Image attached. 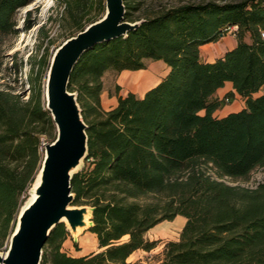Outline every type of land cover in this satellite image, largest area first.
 <instances>
[{
	"label": "trees",
	"instance_id": "16d2710c",
	"mask_svg": "<svg viewBox=\"0 0 264 264\" xmlns=\"http://www.w3.org/2000/svg\"><path fill=\"white\" fill-rule=\"evenodd\" d=\"M34 1L0 0V34L14 33L16 12ZM123 1L125 19L136 26L84 51L68 85L88 137L86 166L71 180L73 204L91 208L88 231L97 248L64 250L69 230L61 222L41 264H135L128 261L133 253L156 246L147 232L178 215L186 222L179 239L165 244L162 264H264V181L249 189L222 180L264 167V0ZM99 7L97 17L82 21L84 0L70 5L78 32L102 17L105 0ZM233 26L237 44L203 60L201 47ZM146 59L163 61L165 76L143 96L129 91L103 109L105 72L140 70ZM226 82L234 92L220 99L215 93ZM30 90L27 99L0 90V250L42 167V136L50 128L57 137L43 89ZM235 92L244 106L220 116L216 111Z\"/></svg>",
	"mask_w": 264,
	"mask_h": 264
},
{
	"label": "rangeland",
	"instance_id": "374dc122",
	"mask_svg": "<svg viewBox=\"0 0 264 264\" xmlns=\"http://www.w3.org/2000/svg\"><path fill=\"white\" fill-rule=\"evenodd\" d=\"M76 1L77 0H35L33 3L16 12L15 19L17 21V30L14 33L7 35L0 34V90L11 91L19 94L22 99H27L31 87L34 86L35 88H38L40 86L41 89H43V96L45 99L44 92L48 64L58 46L68 37L78 33V30L75 28L74 22L68 12L70 5H74ZM184 1V3H201L210 0ZM213 1L241 2L246 0ZM84 2L86 3V10L81 11L80 16H82V21L91 17H97L100 11L99 0H84ZM153 2L155 4L178 5L180 0H153ZM234 32L235 34L232 30L226 31L223 35H227L226 40H224V37L222 36L220 38L221 40H218L219 42L216 41L203 45L201 47V58L214 60L217 57L222 56L225 53V50H228L229 48L231 49L232 45L227 41L231 39L233 42H237L238 29L234 30ZM243 39L248 42L251 41L250 34L247 33ZM145 62L147 68H151L154 72H157L158 77L156 80L144 79L142 72L138 74L125 73L122 78L121 73L115 70L110 69L105 72L103 76V97L101 98L103 109L107 110L110 108L120 93L132 90L142 91L148 87V84L150 86L155 81L157 82L158 78L165 76L168 71V67L161 60L146 59ZM229 85L230 83L226 82L223 86L217 89L216 92L218 93V91H220L222 96L220 99L224 98L225 94L231 89ZM238 101V98L235 96L228 101L227 99H224L220 108L234 103L232 108L228 109V111L237 110ZM54 133L55 131L48 128V133L44 134L41 138L42 146L40 150L43 158L45 151L43 144L52 142ZM85 166L86 162L83 160L77 170L80 171ZM208 171L211 174H214V170L208 169ZM37 176L27 190V195L29 196L28 200L32 196V193H34L36 187L34 184ZM222 180L230 185H238L254 189L259 183L264 181V167L255 168L247 177H224ZM152 199V196H148L143 199L142 202H149ZM26 203L24 205H26ZM65 224L69 230V235L64 243V250L78 254L97 248L94 236L88 231L91 221L89 222V225L84 227L78 234L71 231L66 221ZM183 225L184 222L180 216H176L173 220H164L158 223L147 232V237L150 240H156V246L150 251H136L130 256L128 261L135 264H162L165 244L170 240L179 239ZM10 238L5 241L0 250L1 253L7 251L9 248ZM124 239H127V237ZM75 244L80 247V250L76 249Z\"/></svg>",
	"mask_w": 264,
	"mask_h": 264
},
{
	"label": "water",
	"instance_id": "95a60500",
	"mask_svg": "<svg viewBox=\"0 0 264 264\" xmlns=\"http://www.w3.org/2000/svg\"><path fill=\"white\" fill-rule=\"evenodd\" d=\"M136 24L125 19L123 0H105L102 17L65 39L55 50L47 72L45 99L57 137L43 144L44 158L34 189L37 197L22 207L9 248L0 252V264H41L43 247L56 225L66 221L73 233L78 227L89 225L91 208L73 204L71 185L73 175L88 154L87 124L77 94L68 85L84 51L97 43L126 35ZM87 214L90 216L86 222Z\"/></svg>",
	"mask_w": 264,
	"mask_h": 264
},
{
	"label": "crops",
	"instance_id": "0c3cea01",
	"mask_svg": "<svg viewBox=\"0 0 264 264\" xmlns=\"http://www.w3.org/2000/svg\"><path fill=\"white\" fill-rule=\"evenodd\" d=\"M224 37V40H226V38H227V35H225V36H223ZM221 40V39H220ZM219 40V41H220ZM218 41V42H219ZM228 43H230V45H232V47H234L236 44H237V42H233L231 39H229V41H227ZM230 49V48H229ZM226 51V50H225ZM204 60H206V61H212V60H209L208 58H203ZM140 72H142V76H144V79H148V80H156V78L158 77V74H157V72H154V70H152L151 68H147V66H146V69H141V70H137V71H133V70H123V71H121L120 73H121V78L123 77V75L125 74V73H130V74H138V73H140ZM160 78H158V80H159ZM157 80V81H158ZM155 83H157L156 81L152 84V85H154ZM230 83V82H229ZM152 85H150L149 86V84L147 85L148 87L146 88V89H144V90H142V91H134V90H132V92H134V93H136L138 96H143L144 95V93H145V91L149 88V87H151ZM229 87L231 88L229 91H233L234 92V90H233V87H232V84L230 83V85H229ZM128 93V91H126V92H124V93H120V95H126ZM235 94V97H237L238 98V109L237 110H240L243 106H244V102H243V100H242V98L235 92L234 93ZM215 96L216 97H219V98H221L222 96H221V94H220V91H218V93L216 92L215 93ZM103 97V94H101V98ZM102 101H103V99H102ZM117 101H118V98L113 102V104H112V106L110 107V108H108L107 110H110L111 108H113V107H115L116 105H117ZM234 104V103H233ZM233 104H230V105H225V106H223L222 108H219L216 112L220 115V116H223V115H225V114H227L228 112H230V110L228 111V109H231L232 108V106H233ZM234 111H236V110H234ZM178 216H180V217H182V220H183V222H184V224H185V222H186V218L184 217V216H181V215H178Z\"/></svg>",
	"mask_w": 264,
	"mask_h": 264
},
{
	"label": "bare ground",
	"instance_id": "6f19581e",
	"mask_svg": "<svg viewBox=\"0 0 264 264\" xmlns=\"http://www.w3.org/2000/svg\"><path fill=\"white\" fill-rule=\"evenodd\" d=\"M39 175H40V174H38L37 179H36V181H35V184H34L35 186H37V184H38V182H39V178H40ZM36 197H37V196L35 195V193H32V196L30 197V199L28 200V202L26 203V205L29 204V203H31ZM89 216H90V214H87V215H86V217H85V221H86V222L89 221ZM83 228H84V227H78L77 230H76V232H75V234H78L80 231H82Z\"/></svg>",
	"mask_w": 264,
	"mask_h": 264
},
{
	"label": "built area",
	"instance_id": "2783aa9c",
	"mask_svg": "<svg viewBox=\"0 0 264 264\" xmlns=\"http://www.w3.org/2000/svg\"><path fill=\"white\" fill-rule=\"evenodd\" d=\"M237 29H238L237 26H233V27H230L229 29H227V31H228V30H232L233 33L235 34L234 30H237ZM261 36H262V39H264V32H261ZM227 101H228V99H227Z\"/></svg>",
	"mask_w": 264,
	"mask_h": 264
}]
</instances>
